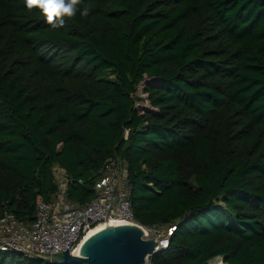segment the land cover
Here are the masks:
<instances>
[{
    "label": "trees",
    "instance_id": "trees-1",
    "mask_svg": "<svg viewBox=\"0 0 264 264\" xmlns=\"http://www.w3.org/2000/svg\"><path fill=\"white\" fill-rule=\"evenodd\" d=\"M116 157L136 221L175 227L150 264H264V0H82L62 28L0 0V218L32 221L55 166L90 202Z\"/></svg>",
    "mask_w": 264,
    "mask_h": 264
},
{
    "label": "built area",
    "instance_id": "built-area-1",
    "mask_svg": "<svg viewBox=\"0 0 264 264\" xmlns=\"http://www.w3.org/2000/svg\"><path fill=\"white\" fill-rule=\"evenodd\" d=\"M54 173L59 190L51 200L38 198L32 221L22 220L8 210L1 216V250L42 259L66 250L76 255L91 229L107 222L112 225L135 222L153 235L157 249L169 246V237L175 227H167L164 232L159 226H146L136 221L130 200L128 169L119 157L106 161L95 186L96 196L86 204L68 199L69 178L64 168L55 166Z\"/></svg>",
    "mask_w": 264,
    "mask_h": 264
},
{
    "label": "water",
    "instance_id": "water-1",
    "mask_svg": "<svg viewBox=\"0 0 264 264\" xmlns=\"http://www.w3.org/2000/svg\"><path fill=\"white\" fill-rule=\"evenodd\" d=\"M157 245L140 225L110 224L88 237L78 255L66 250L44 260L56 264H150V257L161 250Z\"/></svg>",
    "mask_w": 264,
    "mask_h": 264
},
{
    "label": "clouds",
    "instance_id": "clouds-1",
    "mask_svg": "<svg viewBox=\"0 0 264 264\" xmlns=\"http://www.w3.org/2000/svg\"><path fill=\"white\" fill-rule=\"evenodd\" d=\"M82 0H25L28 10H38L52 28H62L65 18L76 16ZM88 9L80 11L82 17L88 15Z\"/></svg>",
    "mask_w": 264,
    "mask_h": 264
},
{
    "label": "rangeland",
    "instance_id": "rangeland-1",
    "mask_svg": "<svg viewBox=\"0 0 264 264\" xmlns=\"http://www.w3.org/2000/svg\"><path fill=\"white\" fill-rule=\"evenodd\" d=\"M144 86L143 85H140L139 86V91H138V95L141 97V101L140 102H138V105H139V108L141 109V110H144L145 108H148V107H150V105H149V102L146 100V94L144 93ZM219 205H223V203H219ZM166 228L167 227H163V231L165 232V230H166ZM219 259V260H218ZM210 264H227V263H225L224 262V260H223V258L222 257H217V258H215L214 260H212L211 262H210Z\"/></svg>",
    "mask_w": 264,
    "mask_h": 264
},
{
    "label": "bare ground",
    "instance_id": "bare-ground-1",
    "mask_svg": "<svg viewBox=\"0 0 264 264\" xmlns=\"http://www.w3.org/2000/svg\"><path fill=\"white\" fill-rule=\"evenodd\" d=\"M110 224H113V223H109V222H107V223H101V224H99V225H96V226L93 227V228L91 229V231L86 235V237L84 238L83 242H84L88 237H90L91 235H93V234L96 233L97 231L103 229L104 227H106L107 225H110ZM132 224H137V223L132 222ZM137 225H138V224H137ZM83 242H82V243H83ZM81 245H82V244H81ZM80 247H81V246H80ZM76 255H78V251L76 252ZM218 260H219V259H218Z\"/></svg>",
    "mask_w": 264,
    "mask_h": 264
}]
</instances>
